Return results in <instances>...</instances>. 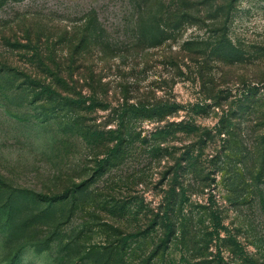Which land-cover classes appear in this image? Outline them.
Returning <instances> with one entry per match:
<instances>
[{
    "label": "rangeland",
    "instance_id": "1",
    "mask_svg": "<svg viewBox=\"0 0 264 264\" xmlns=\"http://www.w3.org/2000/svg\"><path fill=\"white\" fill-rule=\"evenodd\" d=\"M0 264H264V0H0Z\"/></svg>",
    "mask_w": 264,
    "mask_h": 264
},
{
    "label": "trees",
    "instance_id": "2",
    "mask_svg": "<svg viewBox=\"0 0 264 264\" xmlns=\"http://www.w3.org/2000/svg\"><path fill=\"white\" fill-rule=\"evenodd\" d=\"M221 39L220 40H217L215 42V47H214V53H218L220 55H222L224 58L226 59H229L231 58V55L234 53V49H233V46H232V43L227 39L228 37L226 36L225 33H222V34H219L218 35ZM61 80H59V84L63 83L61 82ZM82 97H78V99L74 98L76 103L79 104V106L81 107L82 104L84 103L82 100H81ZM249 98V96L247 97ZM164 109H169L167 107H164ZM157 110V112H162V109L161 108H158V109H154L153 112H155ZM170 112L172 111V109H169ZM157 114V113H155ZM159 116V115H158ZM175 125V129H172V132L176 133V132H179V131H187V132H191V131H194L195 129L192 128V127H187L188 124L184 123V122H180V123H177V124H174ZM88 128V127H87ZM89 130H92V128H88ZM88 131V130H87ZM162 131V130H161ZM161 131H158V133H160ZM89 133L91 131H88ZM92 136L93 137H102L104 135L103 132H100L98 130H93L91 132ZM110 161L109 159H107L106 161V164H108Z\"/></svg>",
    "mask_w": 264,
    "mask_h": 264
}]
</instances>
